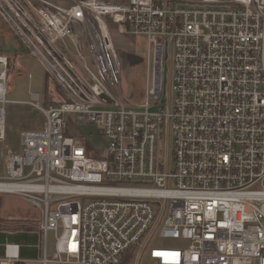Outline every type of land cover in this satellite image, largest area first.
Wrapping results in <instances>:
<instances>
[{
	"label": "built area",
	"instance_id": "built-area-1",
	"mask_svg": "<svg viewBox=\"0 0 264 264\" xmlns=\"http://www.w3.org/2000/svg\"><path fill=\"white\" fill-rule=\"evenodd\" d=\"M57 1L0 0V16L65 94L48 105L35 92L18 101L44 122L21 132L18 153L5 150L0 176V194L40 208L45 241L57 238L43 263L123 264L135 249L148 250L144 264H264V0ZM108 15L153 51L143 102L122 90ZM11 59L0 50V143ZM67 115L96 128L103 155L69 134ZM167 132L172 168L160 158ZM155 234L188 244L150 247ZM6 251L16 258L19 245Z\"/></svg>",
	"mask_w": 264,
	"mask_h": 264
},
{
	"label": "rangeland",
	"instance_id": "rangeland-1",
	"mask_svg": "<svg viewBox=\"0 0 264 264\" xmlns=\"http://www.w3.org/2000/svg\"><path fill=\"white\" fill-rule=\"evenodd\" d=\"M58 2L57 0H53ZM110 30L116 43L121 64L122 81L121 87L125 95L137 102L146 99L148 81L153 80L154 54L144 36L127 34L119 31V25L114 15L106 16ZM68 41V39H66ZM0 49L11 55V66L9 69L6 103V137L4 143H0V176L6 174L4 164V152L9 150L18 153L20 147V134L22 131L34 130L44 122L43 113L30 104L18 101H29L33 92L39 93L43 105L52 102L64 101L65 94L59 88L55 80L48 75L47 71L38 60L29 53L19 38L15 35L9 25L0 17ZM90 65L93 68L92 63ZM31 74V77L28 76ZM174 74L173 50L170 49L166 61L165 101L169 106L173 102L172 81ZM151 79V80H150ZM64 94V95H63ZM157 108V107H155ZM70 124L69 134L76 139L82 140L90 156L99 157L106 151V140L96 133L94 126L79 127L75 117L67 115ZM172 134L165 133L159 141L160 158L173 167V143ZM169 201H164L159 210L154 229H159L167 216ZM42 211L37 206L25 201L19 196L0 194V224L6 221L13 222H37L41 218ZM6 224V223H5ZM43 242V241H42ZM57 238L53 232L49 235L48 254L55 252ZM148 242V241H147ZM150 247H172L182 248L187 246V241L174 238H159L157 234L149 242ZM148 250L137 255L127 264H144L149 261ZM60 264V263H59Z\"/></svg>",
	"mask_w": 264,
	"mask_h": 264
},
{
	"label": "crops",
	"instance_id": "crops-1",
	"mask_svg": "<svg viewBox=\"0 0 264 264\" xmlns=\"http://www.w3.org/2000/svg\"><path fill=\"white\" fill-rule=\"evenodd\" d=\"M40 220L38 218L33 223L6 221V224H0V264H44L42 260L45 252L48 254L49 236L45 241L39 229ZM7 244L19 245L16 258L8 257Z\"/></svg>",
	"mask_w": 264,
	"mask_h": 264
},
{
	"label": "trees",
	"instance_id": "trees-1",
	"mask_svg": "<svg viewBox=\"0 0 264 264\" xmlns=\"http://www.w3.org/2000/svg\"><path fill=\"white\" fill-rule=\"evenodd\" d=\"M1 17V16H0ZM2 18V17H1ZM3 19V18H2ZM5 22V21H4ZM20 41V40H19ZM2 50V49H0ZM64 95V94H63ZM65 96V95H64ZM137 251V250H136ZM136 251L135 249H132L130 251L127 252V254L125 255V258H124V262L123 264H127V263H130L134 258H135V255H136Z\"/></svg>",
	"mask_w": 264,
	"mask_h": 264
},
{
	"label": "bare ground",
	"instance_id": "bare-ground-1",
	"mask_svg": "<svg viewBox=\"0 0 264 264\" xmlns=\"http://www.w3.org/2000/svg\"><path fill=\"white\" fill-rule=\"evenodd\" d=\"M157 68L160 69V67H159V63H158V62H157Z\"/></svg>",
	"mask_w": 264,
	"mask_h": 264
}]
</instances>
